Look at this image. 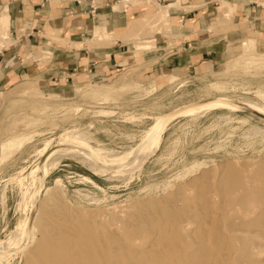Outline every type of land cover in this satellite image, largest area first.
Instances as JSON below:
<instances>
[{"label":"rangeland","instance_id":"1","mask_svg":"<svg viewBox=\"0 0 264 264\" xmlns=\"http://www.w3.org/2000/svg\"><path fill=\"white\" fill-rule=\"evenodd\" d=\"M19 83L0 89V264H27L46 230L82 256L78 228L127 263L264 264V114L240 103L264 112V45L243 38L203 72Z\"/></svg>","mask_w":264,"mask_h":264},{"label":"crops","instance_id":"2","mask_svg":"<svg viewBox=\"0 0 264 264\" xmlns=\"http://www.w3.org/2000/svg\"><path fill=\"white\" fill-rule=\"evenodd\" d=\"M243 38L264 45V0H0V89L62 92L134 62L156 77L203 72Z\"/></svg>","mask_w":264,"mask_h":264},{"label":"bare ground","instance_id":"3","mask_svg":"<svg viewBox=\"0 0 264 264\" xmlns=\"http://www.w3.org/2000/svg\"><path fill=\"white\" fill-rule=\"evenodd\" d=\"M156 16V15H155ZM151 18H153V17H151ZM161 25H162V23H161ZM151 31V30H150ZM170 34V33H169ZM231 50V49H230ZM170 77V76H169ZM169 79V78H168ZM170 79H174V77L172 78V77H170ZM169 81V80H168ZM257 96H259L260 97V95H258V94H256ZM264 96V95H263ZM226 99V98H225ZM225 99H222V101L223 100H225ZM263 100V99H262ZM217 103H215V102H210V103H207V104H204V106H206L207 108L208 107H216V105H218L219 106V104H224V106L226 105V103L225 102H220V101H216ZM219 102V103H218ZM242 105H245L246 107H249V108H251L252 110H254V111H252V110H250V109H248L249 111H252V112H254V113H258V112H261V113H263L264 114V112L262 111V110H260L259 109V107H255V106H253V105H250V104H247V103H245V102H240ZM191 104V103H190ZM190 104H188V105H190ZM230 105H232V104H230ZM187 106V105H186ZM186 106H184V107H182L180 110H178L179 112H181ZM227 107V106H226ZM228 107H230L229 106V104H228ZM261 107V106H260ZM196 108V107H195ZM201 108V107H200ZM206 108V109H207ZM199 109V108H198ZM203 109V108H202ZM205 109V110H206ZM202 111H204V110H202ZM255 111H257V112H255ZM175 113H177V111L176 112H174V113H171V114H169V116L167 117V118H165V119H163V123L166 121V120H168L170 117H172V115H174ZM259 115H260V117H263L260 113H258ZM78 128V127H77ZM159 128V127H158ZM162 129V128H161ZM158 132V131H157ZM156 132V133H157ZM154 133V132H153ZM156 133H154V135L156 134ZM73 134H74V132H73ZM73 134L71 135V136H73ZM77 134V136H78V134H79V132L77 131V132H75V135ZM94 134V133H93ZM77 136H76V139H77ZM158 137H159V133H158ZM158 137H156L157 139H158ZM71 138V137H70ZM73 139H75V137H72ZM151 138V137H150ZM157 139H156V141H157ZM16 140V139H15ZM15 140H14V142H15ZM84 140V139H83ZM8 142V141H7ZM154 142V141H153ZM156 143V142H155ZM12 144H14L13 143V141H12ZM18 144V143H17ZM16 144V145H17ZM153 144V143H152ZM150 145V144H149ZM7 146H9V145H7ZM11 146V145H10ZM10 146H9V148H10ZM6 147V146H5ZM13 147V146H12ZM148 148V147H147ZM148 150V149H147ZM143 151V150H142ZM146 152V151H145ZM124 153H126V152H124L123 151V154ZM128 153V152H127ZM127 153L125 154L126 156H128L127 155ZM118 155H120V154H118ZM117 155V156H118ZM121 156H123L122 155V153H121ZM143 156V155H142ZM146 155H144V157H145ZM114 157H115V155H114ZM123 158H124V156H123ZM122 159V158H121ZM139 159H141V158H139ZM138 159V160H139ZM145 159V158H144ZM118 160V159H117ZM46 161V160H45ZM54 162V161H53ZM140 162V161H139ZM51 164V163H50ZM101 168V167H100ZM41 177V176H40ZM33 180V179H32ZM40 180V179H39ZM39 180H38V182H39ZM36 181V180H35ZM41 183H42V181H41ZM37 186V185H36ZM40 186H41V184H40ZM38 187V186H37ZM41 188V187H40ZM36 189V188H35ZM38 189V188H37ZM36 191V190H35ZM38 192V191H37ZM37 192H35V194L34 195H36L37 194ZM37 196V195H36ZM41 202H42V200H41ZM41 205H42V203H40V207H41ZM158 208V207H157ZM171 215H173V214H171ZM162 216V215H161ZM160 216V217H161ZM256 217V216H255ZM261 217V216H260ZM203 218V217H202ZM174 219V218H173ZM262 219V218H261ZM263 219H264V216H263ZM262 219V220H263ZM31 220V219H30ZM53 220V219H52ZM162 220V219H161ZM262 220L260 221V223L262 222ZM54 221V220H53ZM159 221V220H158ZM219 220H217L216 222H218ZM251 221H253V220H251ZM27 222V221H26ZM51 222V221H50ZM160 223H161V221H159ZM164 222V221H163ZM177 222V221H176ZM254 222H255V218H254ZM29 223H30V221H29ZM89 223V222H88ZM197 223V222H196ZM244 223V222H243ZM247 223V222H246ZM249 223V222H248ZM26 224V223H25ZM57 224H59V223H57ZM57 224H55V225H57ZM188 225H189V223H187ZM245 224V223H244ZM258 224V223H257ZM35 223L33 224V228H35ZM92 225V224H91ZM148 225V224H147ZM166 225H167V223H166ZM196 225V224H195ZM202 225H203V223H202ZM249 225V224H248ZM252 225H253V223H252ZM260 225V224H259ZM262 225V224H261ZM25 226V225H24ZM31 226V225H30ZM51 226H53V225H51ZM217 226H218V224H217ZM244 226V225H243ZM22 227V226H21ZM88 227V226H87ZM151 227V226H150ZM153 227V226H152ZM156 227V226H155ZM163 227H164V225H163ZM246 227V226H245ZM249 227V226H248ZM252 227V226H251ZM256 227V226H255ZM27 228H29V227H27ZM46 228V227H45ZM57 228V227H56ZM158 228H160V226L158 225ZM253 228H254V226H253ZM260 228H261V226H260ZM23 229H24V227H23ZM49 229H50V227H49ZM52 229V228H51ZM161 229V228H160ZM183 230H184V228H183ZM192 230V229H191ZM258 230V229H257ZM69 231V230H68ZM156 231V230H155ZM161 231V230H160ZM186 231V230H185ZM190 231V230H189ZM28 232H29V230H28ZM27 232V233H28ZM64 232V231H63ZM162 232H163V229H162ZM184 232V231H183ZM258 232H259V230H258ZM264 232V231H263ZM22 233V232H21ZM26 233V234H27ZM43 233V232H42ZM73 233H76L75 231H73ZM155 233V232H154ZM188 233V232H187ZM68 234H70V233H68ZM82 234V235H81ZM146 234V233H145ZM172 234V233H171ZM189 234V233H188ZM258 234V233H257ZM263 234V233H262ZM74 235V234H73ZM77 235H80L81 237H79V239H81V246H83L84 247V249L86 250V251H84L85 253L81 256L80 254H78L79 256H81L80 258H79V260H77L78 258H76V257H79V256H77V255H74L73 254V252H76L75 250L76 249H73L74 251H72L71 249V247L70 246H68V248H71V249H68V248H65V246H63L64 245V242H65V238L63 237V236H61V234L59 233V232H57V231H55V230H53V231H50V230H46L44 233H43V236H41V234H40V236L42 237L41 239H40V241L33 247V250L32 251H30L29 252V256H30V260H29V262L27 263V264H136V263H138V262H136L137 260H138V258H136L137 256H135L136 255V252H135V255H134V253H132L133 255H134V257L136 258H134L133 259V257H132V259H130L129 261H128V263L125 261V260H120V259H118V260H116L115 258H114V256L111 254V253H107V252H105L106 251V249H105V251L99 246V247H97L96 246V242L94 243V241L92 240V239H90L87 235H84V232H82V231H80L79 230V228H78V230H77ZM161 235V234H160ZM174 235V234H173ZM177 235H179V234H177ZM190 235V234H189ZM21 236V235H20ZM20 236H18V238L20 237ZM28 236V235H27ZM70 236H71V234H70ZM83 236H86V237H83ZM128 236V235H127ZM154 236H155V234H154ZM153 236V237H154ZM184 236V235H183ZM262 236V235H261ZM77 237V236H76ZM164 237V236H163ZM170 237H173L172 235L170 236ZM170 237H168V238H170ZM188 237V236H187ZM186 237V238H187ZM260 237V236H259ZM263 237V236H262ZM17 238V237H16ZM156 238V237H155ZM193 238V237H192ZM122 239H123V237H122ZM154 239V238H153ZM152 239V240H153ZM225 239H227V237H225ZM251 239V238H250ZM261 239V238H260ZM263 239V238H262ZM27 240V239H26ZM151 240V239H150ZM149 240V241H150ZM193 240V239H192ZM1 241V240H0ZM15 241H16V239H15ZM17 241H18V239H17ZM171 241H173V239L171 240ZM60 242V244H61V242L63 243L62 244V247L61 246H57V244H55V243H59ZM68 242H71L70 244L72 245L73 243H72V241H68ZM75 242V241H74ZM130 242V241H129ZM193 242V241H192ZM263 242H264V240H263ZM5 243V242H4ZM21 243V242H20ZM66 243H67V241H66ZM19 244V243H18ZM76 244V243H75ZM75 244L73 245V246H75ZM129 244V243H128ZM226 244V243H225ZM237 244V243H236ZM1 245V244H0ZM12 245H14V244H12ZM79 245V244H78ZM239 245V244H238ZM262 245V244H261ZM3 246V245H2ZM72 246V247H73ZM123 246V245H122ZM156 246V245H155ZM259 246V245H258ZM9 247V246H8ZM77 247V246H76ZM146 247V246H145ZM255 247V246H254ZM74 248V247H73ZM226 248V247H225ZM260 248V247H259ZM131 249V248H130ZM135 249V248H134ZM143 249V248H142ZM30 250V249H29ZM78 250V249H77ZM155 250H157V249H155ZM71 251H72V253H71ZM79 251V250H78ZM120 251H122V257H124L125 256V249H124V246H123V248H120ZM260 251V250H259ZM205 252V251H204ZM76 253H79V252H76ZM75 253V254H76ZM129 253V252H128ZM138 253L139 254H141L140 253V250H138ZM149 253V252H148ZM161 253V252H160ZM259 253H261V252H259ZM259 253H257V254H259ZM139 254H137V255H139ZM260 255V254H259ZM165 256H166V254H165ZM223 256V255H222ZM127 258V257H126ZM145 259H146V257H145ZM150 259V258H149ZM148 259V261H150ZM221 259H222V257H221ZM219 260V259H218ZM147 261V262H148ZM169 261V260H168ZM220 261V260H219ZM211 262V261H210ZM201 263V262H200ZM258 263V262H257ZM256 263V264H257ZM177 264V263H176ZM210 264V263H209Z\"/></svg>","mask_w":264,"mask_h":264}]
</instances>
